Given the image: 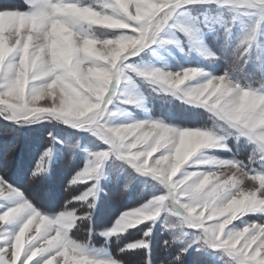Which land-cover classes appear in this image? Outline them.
<instances>
[{
  "label": "snow or ice",
  "instance_id": "obj_1",
  "mask_svg": "<svg viewBox=\"0 0 264 264\" xmlns=\"http://www.w3.org/2000/svg\"><path fill=\"white\" fill-rule=\"evenodd\" d=\"M23 5H0V119L18 126L61 122L90 133L104 147L85 150L83 168L70 181L91 182L74 197L87 205L83 216L73 200L58 212L43 211L0 170V264H125L96 250L91 238H73L74 229L91 224L109 163L114 170L151 177L163 189L99 233L108 242L150 225L121 254L144 250L142 264H153L152 232L163 217L172 235L163 250L179 245L168 264H184L194 246L221 251L225 264H264V222L244 219L250 213L264 217V0H23ZM236 29L241 35L230 57L205 43L208 33L218 34L227 48ZM185 41L189 51L210 64L223 62L225 70H163L136 60L154 46L174 45L183 52ZM140 87L203 109L208 123L187 128L150 115L131 118L123 109L143 106ZM52 155L49 146L28 184L47 177Z\"/></svg>",
  "mask_w": 264,
  "mask_h": 264
},
{
  "label": "rangeland",
  "instance_id": "obj_2",
  "mask_svg": "<svg viewBox=\"0 0 264 264\" xmlns=\"http://www.w3.org/2000/svg\"><path fill=\"white\" fill-rule=\"evenodd\" d=\"M176 35L178 36L179 39L181 40L184 39L182 35L180 34H176ZM240 35H241L240 29L234 30L232 44L227 48H224L223 46L224 41H223L222 35L208 33L204 37V40H205L206 45L212 50H214L217 53V55H220L222 57H230L232 49L236 43V40L239 38ZM182 47L184 48L183 52L179 48L175 47L174 45H169V46H164V47L154 46L153 49L146 50V52L143 53L141 57H137L136 60L138 63H141L144 66L150 65L148 67H159V68H162L163 70L176 71L181 66H201L205 69V71L209 73H222L225 70L226 65L223 62L219 64H210L207 61L203 60L194 51H189V46L187 45L186 41L182 44ZM150 62L153 64L152 65L149 64ZM258 79L259 77L257 76V80ZM139 90L141 91L142 93L141 95L143 96V101H142L143 105L146 106L147 104V106L150 107L151 114L154 117L155 115H157L160 117L161 120H164L168 124L179 125L181 127H187V128H199V127H203L206 123H208L207 113L204 112L203 109L184 104L170 95L152 94L150 90L145 87H140ZM46 103L47 101H43V100L40 101L41 105H44ZM144 106L142 107L126 106L124 107L123 110H125V112L131 118L136 119V120H142L145 118V117L143 118V115H141L143 113V110L145 111ZM121 119H123V117ZM0 122H1L0 123V170H5V175L14 184H17L19 186H24V187L28 186L29 179L28 181L23 179L24 175L27 174L28 176H31V173L35 168L36 162L39 160L43 151L49 146L53 148L51 166L54 164L55 161H57L63 156L61 152L62 142L58 140L57 138L52 137L51 133L49 134V138L43 140L40 146L37 145L36 143L37 141H32V140L30 141L29 139L30 136H29L28 138H26L25 142H23V144L25 143L26 147L23 149L22 147L18 146L17 148L16 147L17 143H15L14 142L15 140H13V136L11 135V128H10L11 126L13 129V124L15 125V123H11L3 119H0ZM53 122L56 123V128L54 127L53 129L55 131L54 133L62 137V141L64 142V144L62 145L64 149L67 150L69 155H72V157L74 158L73 160H76V161L74 162V165L72 168L73 170L69 168L63 171L62 168L66 166L61 165L60 169L53 173V176L55 174L54 176L55 179L53 178V179L47 180V183L48 184L51 183V185L53 186V188L50 189L49 193L54 194L55 193L54 189L58 186H61L63 190L67 189V191H65L64 193L65 195L67 194L66 196L68 198L65 197L66 198V199L64 198L65 200L62 199V200L56 201L57 203L61 205L59 209H62V206L68 200H73L76 206V209H77V214L78 215L81 214L80 216L86 215L88 212L87 205L85 204L82 207L79 203L74 201V197L79 196L83 192L87 191L88 188L91 186V182L86 181L84 183H78L76 185H72L70 184V181L72 177L78 171L82 170L83 168V165L86 159L85 150H101L103 149L104 146H101L98 142H95L97 139L88 132L73 129L61 122H56V121H53ZM45 123L47 122L35 123L32 125H41ZM8 125L10 126L8 127ZM71 133H74V134L72 135ZM88 137H92L93 139H96V140L90 141ZM45 141H48V145H45ZM86 145H88L89 148ZM74 146H77V147H74ZM216 155L224 157V156H230L231 154L230 153H216ZM246 155L247 153L242 148L241 158H244ZM158 156H159V153H155L152 159H155ZM149 162L151 163L152 160H150ZM64 163L65 162H62L61 164H64ZM70 169L72 170V172L70 174H66V172H68V170ZM108 171L112 173H116V174L117 173L133 174L130 169H126L124 171L114 170L111 164L109 166V169H107V167L105 169V177L108 175L107 174ZM132 176L128 175L129 180L127 179L124 181L126 185L127 184L139 185L140 189L144 190L145 192H147L146 190H148L150 193L151 191L153 193H157V195L163 193L162 187L159 184H157L156 181H154L151 177L139 175L141 179H137L134 176L133 177ZM63 178L65 180H62ZM103 182L111 183V181L104 178L100 182V187H102ZM39 183H41V185L43 186L44 184H46V179H42ZM248 186L250 185H245V187H248ZM33 187L34 186H31L30 188H33ZM110 191H112V188ZM75 192L77 193L73 194ZM39 193H41L39 190H35L34 195L31 193V198H35V197L40 198ZM69 194L73 195V197H69L68 196ZM153 197L146 199L147 201L144 200L136 204H139L141 206L147 203ZM54 198L55 196H53V199ZM89 199H91V197H89ZM36 200L37 199L35 198L34 201ZM135 201L136 200H133L132 202H135ZM119 204H120L119 202L113 204L115 206L114 210L117 211V209L122 208V206ZM126 204L127 203L125 202L123 206ZM136 204H132V205L135 206ZM53 207L55 208L56 206H53ZM53 207H48L46 209L50 211L54 209ZM122 212H120V214ZM110 213L111 211H108V214ZM108 214H107V218H111L109 217L110 215ZM115 214L116 212L112 213L111 215L113 216ZM120 214L118 213L117 215H115V217L113 216L112 218H114V220H111V223L106 228L101 229L98 232V234L96 235L98 239L103 238L102 236L99 235V233L104 231L107 228H110L116 221L115 219H117L120 216ZM99 215H102V214H99ZM244 219L252 220L256 222H259V221L264 222V217H261L259 213H250L248 214V216H245ZM87 223L88 222H85L82 225L86 226ZM233 223H239V221L238 220L233 221ZM149 226L150 225L148 224H141L139 227L131 229L128 232H126L124 237L121 238V242H122L121 245L120 246L117 245L115 247V249L117 250V254L115 251L113 252L112 250H109V248H107L108 247L107 244H104V243L102 246H95V245H92V246L98 251L107 252L108 254L113 256V258H117L118 255H121L119 250L125 247L126 243L124 241H126V239H128L130 236L132 240L129 243L141 239L143 236V231L146 230ZM31 234H34V232H32ZM79 235H80L79 231L73 232L74 239L80 237ZM171 238H172L171 233L165 230L164 228V222H163V217H162L160 220L157 221L155 227L153 228L152 237H151V240L153 243L152 249L156 256L158 255L157 249L160 248L161 252H163V254L165 253L164 257L173 258L179 245L173 246V248L169 249L168 251L163 250L164 240H170ZM134 252L135 251H129L127 253H124V255L119 256V258L125 261V263L126 261H129V262L132 261V258L134 261ZM136 264H139V261H136ZM184 264H225V257L221 251H213L211 249L204 250V251H197L196 247L194 246L191 249H189V252L184 256Z\"/></svg>",
  "mask_w": 264,
  "mask_h": 264
},
{
  "label": "trees",
  "instance_id": "obj_3",
  "mask_svg": "<svg viewBox=\"0 0 264 264\" xmlns=\"http://www.w3.org/2000/svg\"><path fill=\"white\" fill-rule=\"evenodd\" d=\"M4 4H7V5H12V6H19V7H23L22 3L20 0H0V5H4ZM154 114V113H153ZM1 123V122H0ZM10 125H8L9 127ZM54 127L56 128V123H54L53 121L51 122H47L45 124H41V125H27V126H18L17 124H13V129L12 127L10 126L11 128V135L13 136V140H15L14 142L17 143V148L18 146L19 147H22L23 149L26 147L25 143L23 144V142H25L26 138H28L30 136V141H37V145L40 146V144L43 142V140L45 139H48L49 138V134L51 133L52 134V137L54 138H57L58 140H60L62 143H61V152H62V157L60 159H58L57 161L54 162V164L52 166H50V170H49V173L47 175V177L45 178L46 179V184H44L43 186L41 185V183H37L35 185H31V184H28L27 187H24V186H20L22 188H24L29 197L31 198V193L34 195V192L35 190H39L41 193H39L40 195V198H37L35 197L37 200L34 201L35 198H31L33 199V201L37 204L38 207H41L43 209V211L49 213V214H52L56 211H59L61 205L59 203H57L56 201H59V200H62L64 199L65 197H67L65 195V191H67V189L63 190L61 188V186H58L56 187L54 190H55V195L53 193H49L50 189L53 188V186L50 184L47 183V180L48 179H53L54 176H53V173L58 171L61 167V165L63 166H66L63 169L64 170H67L69 168H73V165H74V162L76 160H73L74 158L72 157V155H69L68 151L64 149L63 145L64 142L62 141V137H60V135L58 134H55L54 132ZM72 135L74 133H71ZM10 135V134H9ZM10 138V137H9ZM32 138V139H31ZM28 139V140H29ZM45 145H48V141H45ZM23 157V156H22ZM62 162H65L64 164H61ZM78 167V165H77ZM68 170V172H66V174H70L72 172V170ZM31 176H28L27 174L24 175L23 179L27 180L30 178ZM65 178V177H64ZM62 179V180H65V179ZM55 179V178H54ZM31 186H34L33 188H30ZM36 187V188H35ZM78 191V190H77ZM77 192L73 193V194H76ZM136 194V189H134V186H131L127 189H122L121 193L119 194L118 193V198H120L122 195L123 197L125 196H130V199ZM53 196H55V198L53 199ZM69 197H73V195L69 194L68 195ZM68 198V197H67ZM66 199V198H65ZM64 199V200H65ZM113 200L112 196L110 195L109 192H107L105 194V196H103L100 201H99V204L100 205V209L102 210L103 206L105 204L107 205H110ZM128 200H129V197H128ZM53 206H56L55 208ZM48 207H53L54 209L48 211L46 208ZM106 207V206H104ZM100 212V211H99ZM101 214L103 215H106L108 214L107 213H104L101 211ZM112 212L108 215H110L109 217H111L112 215ZM81 215V214H80ZM97 215V214H96ZM93 216L92 217V223H87L86 226H83L81 225L80 226V229H79V233H80V237L76 238L78 240H81V241H85V240H88L89 238H91V244L92 245H95V246H102L104 241L102 239H98L96 237V232L103 228L104 225H107L109 224V218H107V221L106 223H94L96 221V217L97 216ZM91 228V231L93 233V235L91 237H89V229ZM73 232H76V230L74 229ZM124 237L121 236L119 238H114L112 239L110 242H109V249L112 250L113 252L115 251L116 254H117V250L115 249V247L118 245L120 246L121 245V238ZM130 239V237L128 239H126V241H124L125 243ZM123 245V244H122ZM157 252H158V255L156 256L153 252V249H152V252H151V258L154 262V264H168V262L172 259L171 257H164L165 253L163 254V252H161V249H157ZM133 253V252H132ZM124 254H121V255H116L117 257L119 256H122ZM144 257H145V253H144V250H138V251H135L134 252V261H133V258H132V261H126L125 264H136V261H139V264H142V261L144 260ZM129 260V259H128Z\"/></svg>",
  "mask_w": 264,
  "mask_h": 264
},
{
  "label": "crops",
  "instance_id": "obj_4",
  "mask_svg": "<svg viewBox=\"0 0 264 264\" xmlns=\"http://www.w3.org/2000/svg\"><path fill=\"white\" fill-rule=\"evenodd\" d=\"M149 64L152 65L153 63L150 62ZM147 66H150V65H147ZM139 93L141 94L140 91H139ZM142 104H143V103H142ZM143 106H144V105H143ZM125 107H126V106H125ZM131 107H133V106H131ZM144 108L147 109L146 106H144ZM124 111H125V110H124ZM141 115H143V118H144V117H146V115H149V114H148V112H145V111L143 110V113H142ZM107 174H108L109 176L107 175V176L105 177L106 179L110 178L111 173L108 171ZM138 178H140V177H138ZM140 179H141V178H140ZM158 195H159V194H158ZM122 201H123V200H120V203H122ZM146 201H147V200H146ZM137 203H138V202H137ZM142 204H143V203H142ZM139 206H140L139 204H136L135 206H134V205H133V206H129V207H127V208L121 209L120 211H121V212H122V211H123V212H126V211H129V210H131V209L137 208V207H139ZM123 212H122V213H123ZM115 220H116V219H115Z\"/></svg>",
  "mask_w": 264,
  "mask_h": 264
},
{
  "label": "clouds",
  "instance_id": "obj_5",
  "mask_svg": "<svg viewBox=\"0 0 264 264\" xmlns=\"http://www.w3.org/2000/svg\"><path fill=\"white\" fill-rule=\"evenodd\" d=\"M80 264H83V262H80Z\"/></svg>",
  "mask_w": 264,
  "mask_h": 264
}]
</instances>
